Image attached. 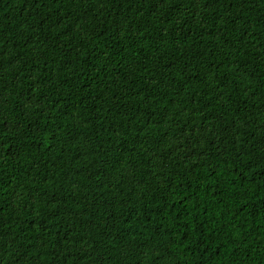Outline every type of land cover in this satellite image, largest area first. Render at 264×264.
<instances>
[{
	"label": "trees",
	"instance_id": "trees-1",
	"mask_svg": "<svg viewBox=\"0 0 264 264\" xmlns=\"http://www.w3.org/2000/svg\"><path fill=\"white\" fill-rule=\"evenodd\" d=\"M0 264H264V0H0Z\"/></svg>",
	"mask_w": 264,
	"mask_h": 264
}]
</instances>
